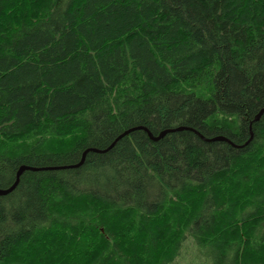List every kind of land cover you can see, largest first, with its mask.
Here are the masks:
<instances>
[{
    "label": "trees",
    "instance_id": "1",
    "mask_svg": "<svg viewBox=\"0 0 264 264\" xmlns=\"http://www.w3.org/2000/svg\"><path fill=\"white\" fill-rule=\"evenodd\" d=\"M263 110L264 0H0V264H264Z\"/></svg>",
    "mask_w": 264,
    "mask_h": 264
},
{
    "label": "rangeland",
    "instance_id": "2",
    "mask_svg": "<svg viewBox=\"0 0 264 264\" xmlns=\"http://www.w3.org/2000/svg\"><path fill=\"white\" fill-rule=\"evenodd\" d=\"M172 264H212V260L201 253L190 237L184 242L180 256Z\"/></svg>",
    "mask_w": 264,
    "mask_h": 264
},
{
    "label": "water",
    "instance_id": "3",
    "mask_svg": "<svg viewBox=\"0 0 264 264\" xmlns=\"http://www.w3.org/2000/svg\"><path fill=\"white\" fill-rule=\"evenodd\" d=\"M264 113V110L257 116L256 118V121L260 119L261 115ZM146 130V129H145ZM178 130H183L182 128L181 129H177V130H169V131H165L163 132L159 137L155 138L153 137V135L148 132V130H146L148 133H149V136L151 137L152 140H159L161 138H163L167 133H170V132H174V131H178ZM129 133V132H128ZM127 133V134H128ZM215 141H226L225 139L223 138H218V139H215ZM93 152H98L96 150H92ZM88 151L85 152V154L83 155V158H82V161L80 164L76 165V166H71V167H68L67 169H71V168H77V167H80L83 163H84V160H85V156L87 154ZM26 170H33V171H36V169H32V168H28L26 166H23L21 167L18 172H17V177H16V182L14 183V185L7 189V190H0V196H6L8 194H10L15 188L16 186L18 185L19 183V179H20V176L22 175V173ZM51 170H54V169H51Z\"/></svg>",
    "mask_w": 264,
    "mask_h": 264
},
{
    "label": "bare ground",
    "instance_id": "4",
    "mask_svg": "<svg viewBox=\"0 0 264 264\" xmlns=\"http://www.w3.org/2000/svg\"><path fill=\"white\" fill-rule=\"evenodd\" d=\"M202 94V93H201Z\"/></svg>",
    "mask_w": 264,
    "mask_h": 264
}]
</instances>
